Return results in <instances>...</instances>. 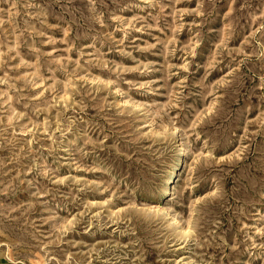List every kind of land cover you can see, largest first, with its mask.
I'll return each instance as SVG.
<instances>
[{
    "label": "rangeland",
    "instance_id": "rangeland-1",
    "mask_svg": "<svg viewBox=\"0 0 264 264\" xmlns=\"http://www.w3.org/2000/svg\"><path fill=\"white\" fill-rule=\"evenodd\" d=\"M0 264H264V0H0Z\"/></svg>",
    "mask_w": 264,
    "mask_h": 264
},
{
    "label": "bare ground",
    "instance_id": "bare-ground-1",
    "mask_svg": "<svg viewBox=\"0 0 264 264\" xmlns=\"http://www.w3.org/2000/svg\"><path fill=\"white\" fill-rule=\"evenodd\" d=\"M182 151H185V148H181ZM185 155H181V156H178L177 159L175 160L176 163H182L185 161ZM180 168H176L174 169L171 174L169 175V177L167 178L166 180V183L164 185V196L165 197H170L172 195L175 194L176 192V178H177V175L180 173Z\"/></svg>",
    "mask_w": 264,
    "mask_h": 264
}]
</instances>
